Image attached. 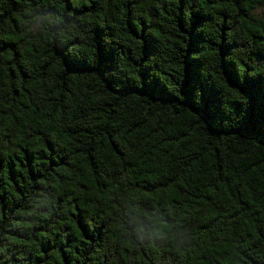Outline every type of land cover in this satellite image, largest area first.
Returning a JSON list of instances; mask_svg holds the SVG:
<instances>
[{
    "label": "trees",
    "instance_id": "16d2710c",
    "mask_svg": "<svg viewBox=\"0 0 264 264\" xmlns=\"http://www.w3.org/2000/svg\"><path fill=\"white\" fill-rule=\"evenodd\" d=\"M259 6L0 0V264H264Z\"/></svg>",
    "mask_w": 264,
    "mask_h": 264
},
{
    "label": "rangeland",
    "instance_id": "374dc122",
    "mask_svg": "<svg viewBox=\"0 0 264 264\" xmlns=\"http://www.w3.org/2000/svg\"><path fill=\"white\" fill-rule=\"evenodd\" d=\"M253 14H254L257 18H259V19H264V6H259V7H257L256 9H254V10H253ZM38 26H39V22L36 23V24L32 27L33 31H36L37 28H38Z\"/></svg>",
    "mask_w": 264,
    "mask_h": 264
}]
</instances>
